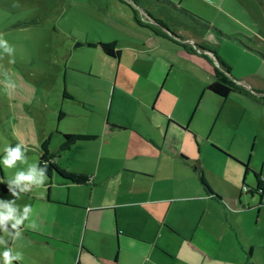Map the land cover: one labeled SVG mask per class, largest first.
Masks as SVG:
<instances>
[{"label": "rangeland", "instance_id": "obj_1", "mask_svg": "<svg viewBox=\"0 0 264 264\" xmlns=\"http://www.w3.org/2000/svg\"><path fill=\"white\" fill-rule=\"evenodd\" d=\"M238 1L252 16L247 22L239 21V14L233 17V13L217 9L208 0H0V34L11 49L0 48V183L9 189L16 186L21 192L23 185L13 183L16 174H27L29 167L36 165L38 143L48 134V152L57 166L85 170L98 162L99 171L117 168L104 180V185L117 186L124 180L126 168L132 166L117 165L132 162L123 156V140L111 138L104 143L98 160L99 138L79 137L60 147L61 134L100 133L104 124V131H111L109 120L133 116L128 107L130 97L137 99L140 92L141 98H153L157 90L156 101L188 124L190 133L210 130L235 140L247 139L246 145L234 149L235 156L221 151L264 174V0ZM228 3L226 0L223 8ZM184 12L221 24L231 37L215 40L206 23ZM179 37L184 45H175L173 39ZM100 40L115 41L119 55L102 54L97 44ZM86 41L94 45L88 46ZM152 44H160L162 49L157 51ZM209 46L227 69L209 53ZM177 50L185 57L177 56ZM162 58L168 64H162ZM197 64L209 66L212 72H228V78L244 88V94L230 91L219 96L209 91L206 84L211 76ZM161 73L163 87L154 82ZM63 88L71 92L73 100H89L92 109L86 112L79 104L61 99ZM60 104L68 113L57 121L58 110L64 113ZM18 144L26 163L17 161L15 166L6 167L5 149ZM223 160L237 165L223 153L206 157L212 165ZM249 177L248 171L245 180ZM55 187L65 194L64 186ZM13 192L18 193L0 191V203L11 204L17 215L26 205L32 211L51 212L52 206H47L51 204L40 202V196L44 199L46 194L44 186L33 184L18 196ZM111 194L104 188L99 195L94 193L104 199ZM94 228L96 241L102 228L97 224ZM4 235L0 228V237Z\"/></svg>", "mask_w": 264, "mask_h": 264}, {"label": "crops", "instance_id": "obj_2", "mask_svg": "<svg viewBox=\"0 0 264 264\" xmlns=\"http://www.w3.org/2000/svg\"><path fill=\"white\" fill-rule=\"evenodd\" d=\"M210 1L217 9L233 13V17L239 14V21L247 22L252 18L238 0H228L230 3L226 8H223L226 0ZM184 13L206 23L209 35L215 40L231 37L221 24L197 13V16ZM182 40V37L173 39L177 46L184 45ZM152 46L157 51L162 49L160 44ZM209 49L217 63L227 69V65L215 57L214 47L209 46ZM176 53L180 58L185 57L180 50ZM160 60L162 64L169 62L163 58ZM197 67L213 79L209 66L197 64ZM161 77L162 73L154 82L163 87L165 78L161 82ZM158 93L159 90L153 98L149 95L141 98L140 92L137 99L130 97L131 103L126 106L133 110V116L109 120L111 131H104V124L100 133L83 132L87 135L85 140L99 138L98 160L104 143L111 142V138L123 140V156L132 160L128 164H117L132 165L123 174V184L104 185V180L112 177L117 168L99 171L98 162L92 169L85 170L65 166V170L86 175L88 181L85 183L63 184L55 174L49 175L47 183L44 175L43 178L37 176L46 189L40 202L51 204L47 206L52 209L50 213L32 211L20 225L18 239L3 236L2 253L6 249H12L13 255L22 253L23 258L13 260L12 264H264V203L261 202L264 201V188L260 195L250 192L255 184L253 173L264 174L248 165L244 172L241 161L221 151L234 155V149L246 145L247 139L235 140L231 135L211 134L210 130L206 134L190 133L188 124L156 101ZM113 96L112 88L109 108ZM60 98L79 104L86 112L93 107L83 98L73 100L61 95ZM59 108L64 113L58 110L57 121L68 113L62 109V104ZM218 152L237 165L226 160L217 165L209 162V165L206 157ZM248 171L252 177L245 180ZM198 173L214 195L200 184ZM55 186H64L65 194ZM101 188L111 191L112 196L105 199L95 196L94 193L99 195ZM10 189L21 194L16 186ZM30 223L37 227H29ZM96 224L102 230L95 241ZM0 264H4L3 258Z\"/></svg>", "mask_w": 264, "mask_h": 264}, {"label": "trees", "instance_id": "obj_3", "mask_svg": "<svg viewBox=\"0 0 264 264\" xmlns=\"http://www.w3.org/2000/svg\"><path fill=\"white\" fill-rule=\"evenodd\" d=\"M87 45H94V42H85ZM98 47L100 51L110 57H117L119 54V49L114 47L115 42L113 41H98ZM206 89L209 91L219 95V96H226L230 91H238V92H245L244 89L240 88L239 86L235 85L230 79H228L225 74L213 70V79L206 84ZM62 98L70 97L68 93L64 90L61 92ZM59 116V114H58ZM62 140L60 142V147L67 145L73 139L76 138H86L87 135H79V134H71V133H62ZM48 143H49V135L47 134L44 136L38 144V160L36 163L37 171L43 170V175L45 176L47 183L49 182L48 178L50 174H55L59 181L63 184L66 183H85L88 181V177L81 173L70 172L65 170L56 165L53 160V157L48 152ZM241 166L244 169V172L248 170L246 163H241ZM253 177L255 179V184L251 187L250 192L260 195L263 188H264V175H260L258 172L253 173ZM198 180L200 184L208 191L209 193L213 194L210 188L208 187L207 183L203 179L202 175L198 173ZM12 189L3 186L0 183V191L1 192H8ZM9 233H13L15 229H12V222L8 221L6 225ZM3 229L2 227H0Z\"/></svg>", "mask_w": 264, "mask_h": 264}, {"label": "clouds", "instance_id": "obj_4", "mask_svg": "<svg viewBox=\"0 0 264 264\" xmlns=\"http://www.w3.org/2000/svg\"><path fill=\"white\" fill-rule=\"evenodd\" d=\"M210 2V0H208ZM0 48H4L6 51H11L9 49L7 41L3 39V34H0ZM11 87H15L14 84L10 82ZM6 156L3 159V164L6 167H13L20 161L26 163V158L24 152L21 150V145H17L15 148L8 147L5 149ZM37 176L43 178V170L37 171L36 165L32 164L29 167L27 174L24 172H17L16 179L13 181L18 187H21V192H26L30 190V186L33 184L41 185L42 179L38 180ZM13 195L18 196V193L13 192ZM32 212L31 206L26 205L22 215H17V210L11 204L0 203V227L3 228L5 235L12 236L13 240L18 239L21 236L20 225L24 223L25 220L29 218V214ZM8 221H14L12 223V229H15V234L9 233L6 225ZM29 227L36 228L35 223H30ZM5 244L3 237H0V245ZM4 264H12L13 260H21L22 253L17 252L15 255L12 254V249H6L2 254Z\"/></svg>", "mask_w": 264, "mask_h": 264}, {"label": "built area", "instance_id": "obj_5", "mask_svg": "<svg viewBox=\"0 0 264 264\" xmlns=\"http://www.w3.org/2000/svg\"><path fill=\"white\" fill-rule=\"evenodd\" d=\"M241 189H242V190H246V187H245V186H241Z\"/></svg>", "mask_w": 264, "mask_h": 264}]
</instances>
